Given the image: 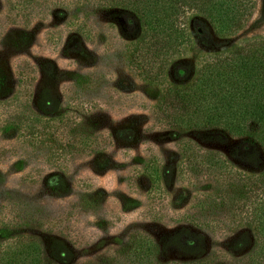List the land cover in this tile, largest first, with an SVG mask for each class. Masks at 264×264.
<instances>
[{
    "label": "rangeland",
    "instance_id": "1",
    "mask_svg": "<svg viewBox=\"0 0 264 264\" xmlns=\"http://www.w3.org/2000/svg\"><path fill=\"white\" fill-rule=\"evenodd\" d=\"M115 2L0 0V243L33 239L51 252L55 240L70 264H122L135 236L186 229L202 237L204 257L251 238L241 260L251 230L233 217L258 192L241 176H260L264 157L251 168L231 158L236 138L213 142L166 115L204 53L264 36V0L231 36L197 19L205 41L189 27L195 44L167 55L163 72ZM183 152L217 154L236 174L193 169Z\"/></svg>",
    "mask_w": 264,
    "mask_h": 264
},
{
    "label": "trees",
    "instance_id": "2",
    "mask_svg": "<svg viewBox=\"0 0 264 264\" xmlns=\"http://www.w3.org/2000/svg\"><path fill=\"white\" fill-rule=\"evenodd\" d=\"M124 9L129 28L144 34L145 51L160 60V71L165 70L167 55L204 42L206 29L197 19L207 21L218 37L236 34L253 14L256 0H116ZM196 25V26H195ZM6 87L5 75L0 70V92ZM45 95L50 97L45 89ZM169 99L171 115L161 107L157 112L170 117L182 128L208 133L207 139L224 143L236 138L238 145L231 158L257 168L264 157V36L245 38L222 45L201 56L191 87L177 91ZM187 165L201 168L220 177L236 174L229 163L217 154L183 152ZM247 185L258 192L246 198V210L233 220L243 221L251 230L252 247L249 254L236 260L237 251L250 245L244 237L222 254L204 257L202 237L186 229L154 240L135 236L126 250L122 264H264V172L260 176L242 175ZM17 244L0 243V264H70L64 245L53 241L51 252L36 240ZM174 247L183 255L168 259L167 251Z\"/></svg>",
    "mask_w": 264,
    "mask_h": 264
}]
</instances>
